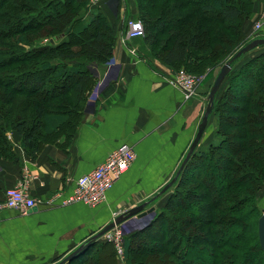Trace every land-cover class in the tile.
<instances>
[{
	"label": "trees",
	"instance_id": "obj_1",
	"mask_svg": "<svg viewBox=\"0 0 264 264\" xmlns=\"http://www.w3.org/2000/svg\"><path fill=\"white\" fill-rule=\"evenodd\" d=\"M88 1L0 0V160L18 161L9 134L35 157L44 144L59 137L69 143L77 133L97 86L93 70L112 59L117 31L103 13L87 11ZM135 2L144 36L134 40L151 67L158 62L206 79L249 43L243 22L254 0ZM248 55L232 63L215 94L213 140L191 153L153 219L123 237L124 264H264L257 238L264 52ZM235 132L238 143L229 138ZM195 202L197 216L187 206ZM86 245L66 264H119L112 242Z\"/></svg>",
	"mask_w": 264,
	"mask_h": 264
},
{
	"label": "crops",
	"instance_id": "obj_2",
	"mask_svg": "<svg viewBox=\"0 0 264 264\" xmlns=\"http://www.w3.org/2000/svg\"><path fill=\"white\" fill-rule=\"evenodd\" d=\"M252 8L243 22L249 42L264 38V0H254ZM87 11L103 13L110 25L115 24L112 59L94 68L96 98H87L77 133L69 143L59 137L57 144H44L35 157H28L20 138L8 135L18 161L0 160V201L7 189L26 179L36 206L28 212H0V264H59L118 216L141 205H145L144 211L154 208L159 200L162 204L161 190L176 175L200 126L205 94L213 82L199 83L196 97L188 101L170 82L175 73L171 68L147 63L139 54L138 39L125 37L124 19L137 14L135 0H99ZM256 24L260 25L257 34ZM263 52L264 46H259L248 56ZM212 134L211 125L199 145L210 143ZM122 144L131 146L136 157L106 200L97 207L65 204L76 180ZM260 201L264 203V187ZM136 222L142 218L126 219L110 232L121 230L126 236L125 230ZM97 239L105 240L106 234Z\"/></svg>",
	"mask_w": 264,
	"mask_h": 264
},
{
	"label": "built area",
	"instance_id": "obj_3",
	"mask_svg": "<svg viewBox=\"0 0 264 264\" xmlns=\"http://www.w3.org/2000/svg\"><path fill=\"white\" fill-rule=\"evenodd\" d=\"M126 26V39H140L144 36V27L141 22L129 20L126 22ZM259 28L260 25L256 24L255 34L258 33ZM200 81V76L190 75L185 70L177 71L170 79V82L181 90L188 101L196 97ZM135 157L131 146L126 144L118 146L97 168L76 180L73 192L65 200V204L79 202L87 207L101 205L106 200L108 191L116 180L127 171ZM27 184L28 181L23 179L15 187L5 191L4 198L0 201V212L5 209L28 212L36 206V202L29 195ZM110 233H106V240L113 243L117 256H123V233L121 230Z\"/></svg>",
	"mask_w": 264,
	"mask_h": 264
},
{
	"label": "water",
	"instance_id": "obj_4",
	"mask_svg": "<svg viewBox=\"0 0 264 264\" xmlns=\"http://www.w3.org/2000/svg\"><path fill=\"white\" fill-rule=\"evenodd\" d=\"M52 43V41H51ZM259 46H264V38H256L255 40L250 41L249 43H247L246 45H244L243 47H241V49L238 51V53L231 59L228 60L225 64H223L221 66V68L219 69L218 73L216 74V76L213 79V84L207 94V98H206V106L204 107V113L202 116V119L200 121V126L198 128V131L194 137L193 142L191 143L188 151H187V156L185 157V159L182 161L181 165L179 166V170L177 171L176 175L173 177V179L161 190V193H164L165 191H167L172 185L173 182L177 179V176L180 174V172L183 170L184 165L187 163V160L190 158L191 153L196 149V147L199 145L200 141H201V137L205 131V129L207 128V121H208V117L210 116V114L212 113V108H213V103H214V98H215V94L217 93V91L220 89V87L222 86V84L224 83V79L227 77V75L231 72L232 70V63L234 61H236L237 59L241 58L242 55H246L248 53H250L252 50H254L256 47ZM145 205H141L135 208H132L130 211L126 212V214L118 216L115 221L109 225H107L106 227H104V229L97 234L96 236L92 237L90 239V241L96 240L97 238H101L103 237V235H105L108 231L114 229L115 226H117L118 224L122 223L124 220L129 219L133 216H136L138 218H143L146 216L147 213H152L154 210L153 208L145 210ZM258 226H257V238L259 240V246L260 249L262 250V252H264V209L262 210V213L259 217V219L257 220ZM87 245L84 244L80 247H78L75 252L71 253L70 255L66 256L61 263L59 264H66L68 262H70L71 260L75 259V256L80 253Z\"/></svg>",
	"mask_w": 264,
	"mask_h": 264
},
{
	"label": "rangeland",
	"instance_id": "obj_5",
	"mask_svg": "<svg viewBox=\"0 0 264 264\" xmlns=\"http://www.w3.org/2000/svg\"><path fill=\"white\" fill-rule=\"evenodd\" d=\"M99 0H89L88 2H87V10L91 7L92 9L94 8V6L96 5V3L98 2ZM90 11V10H89ZM96 12H98V11H96ZM95 11H93V13H96ZM80 14H82V12L80 13ZM136 19H137V17H135V16H133V17H127V15H126V17H125V19H124V21L125 22H127V21H129V20H134V21H136ZM80 42H81V40H80ZM105 64H107V63H105ZM101 65H103V64H101ZM98 66H95V68H97ZM220 69V68H219ZM219 69H216L215 71H214V73L216 72V71H219ZM180 71V70H179ZM188 73V72H187ZM214 73H212L211 74V76H208L206 79L205 78H203L204 76H200L201 77V81H200V84H202L201 86H204L206 83L207 84H210L211 82H213V78H214V76H213V74ZM190 74V73H189ZM190 75H192V74H190ZM194 76V75H193ZM97 80V79H96ZM97 83H98V80H97ZM110 85H112L111 83H110ZM24 86L25 87H27L28 86V81L24 84ZM199 86V85H198ZM97 87H98V85H97ZM96 87V88H97ZM22 89V88H21ZM96 92V89H94L93 91H92V93H90L89 95H88V97H90V96H92L94 93ZM208 92V91H207ZM205 96L207 97V93L205 94ZM87 97V98H88ZM96 98V95H93V97L91 98L92 100H94ZM206 102V101H205ZM206 106V103H205V105H204V107ZM207 127L208 126H211L212 125V133H214V129H215V126H217V124H216V122L214 121H212V119H210L209 121H207ZM237 126H235V128H236ZM207 129V128H206ZM234 130V129H233ZM236 132H239L238 131V128H237V131ZM234 133V134H229V138H230V141L232 142V143H238V139L236 138V134L237 133ZM203 143H204V141H203ZM219 153H221L222 155H224V156H226V157H229L230 156V153H228L225 149H222V150H220V152ZM220 162V165H224V161L223 160H220L219 161ZM175 182V181H174ZM173 182V185L167 190V191H165L164 193H161V197L163 198V200H164V198L166 197H168L169 196V194H172V193H174L173 192V189H174V186H175V183ZM262 187H264V186H262ZM171 191V192H170ZM216 191V190H215ZM263 191V189L260 191V194H261V192ZM216 193V192H215ZM159 205V206H158ZM158 205H156L154 208H153V212L152 213H147L146 214V216L145 217H143L142 218V222H136V224L132 227V228H130V229H128V230H125V232H127V234H129V233H132V231H136V230H140V229H143L149 222H150V220H152L153 219V217H154V215L160 210L159 209V207H161V205H160V200H159V203H158ZM187 206H189V211H190V213H191V215H193V216H197L198 215V212L199 211H197V204H196V202L195 203H191V204H188ZM264 207V203L263 202H261V201H259L258 202V209H260V211L262 212V210L264 209L263 208ZM147 210V209H146ZM150 215H151V217H150ZM122 232V231H121ZM123 233V232H122ZM124 235H125V233H123V237H124ZM117 256V255H116ZM119 257V256H118ZM120 258V257H119ZM187 259V258H186ZM120 260H122V263L121 264H124V261H125V258H124V256H121V258H120ZM150 264H166L167 263V260H165V261H163V262H161V259L158 261H152V262H149Z\"/></svg>",
	"mask_w": 264,
	"mask_h": 264
}]
</instances>
